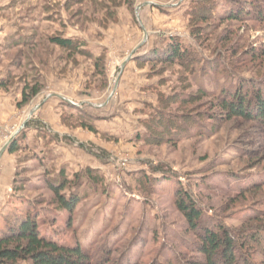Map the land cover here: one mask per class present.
<instances>
[{
  "label": "rangeland",
  "instance_id": "rangeland-1",
  "mask_svg": "<svg viewBox=\"0 0 264 264\" xmlns=\"http://www.w3.org/2000/svg\"><path fill=\"white\" fill-rule=\"evenodd\" d=\"M129 1L0 0V83L7 84L0 88V233L30 211L40 232L57 242L92 246L98 254L127 248L133 263L176 264L173 251L182 262L195 255V239L174 206L177 182L216 223L236 228L264 212V127L239 118L217 119L212 127L203 119L220 114L206 103L211 97L164 106L173 96H196L199 84L182 88L179 67L140 58L173 37L198 49L186 17L194 0ZM193 26L199 34L212 27L200 34L205 50L197 51L217 61L229 57L235 70L228 75L264 79V58L248 54L264 53V23ZM18 32L32 37L30 45L6 47ZM55 33L78 39L94 58L104 59L100 70L94 58L49 45L46 37ZM37 80L41 92L20 106L24 83ZM207 81L231 85L225 73L209 74ZM157 113L168 121L201 120L187 137L160 133L145 143L144 123ZM84 119L96 133L79 127ZM13 143L19 149L10 153ZM85 168L101 175L103 185L78 188L82 201L68 230L69 215L51 205L47 178L61 170L72 177ZM143 174L157 183L147 192L136 184ZM250 187L256 189L239 193Z\"/></svg>",
  "mask_w": 264,
  "mask_h": 264
},
{
  "label": "trees",
  "instance_id": "trees-1",
  "mask_svg": "<svg viewBox=\"0 0 264 264\" xmlns=\"http://www.w3.org/2000/svg\"><path fill=\"white\" fill-rule=\"evenodd\" d=\"M127 6H132L130 1ZM186 17H188L191 39L196 43L198 51H204L205 48L199 43V36L208 34L212 27L202 28L199 34L193 25L240 21L264 23V0H194L186 12ZM15 36L17 37L6 40V47L30 45L32 37L24 38L19 32ZM46 41L49 45L70 54L94 58L89 51H86L84 43L78 39L67 38L60 33H55L48 35ZM197 50L185 47L179 38L173 37L164 46L151 50L149 57L144 55L143 58H140L179 67L184 73L185 87L182 88L194 86L195 81L199 84L196 88V96L188 94L179 99L173 96L171 99L162 101L163 105L167 107L173 102L187 105L195 103V99L206 100L211 97V100L205 102L218 110L220 114L215 116V114L208 113L203 119L212 122V127L215 126L217 119L223 121L232 118L254 121L264 127L263 77L253 76L254 78H252L250 75L241 79L237 78L235 73L232 74V71L231 75H228L230 73L228 71L234 69V64L229 57L224 56L218 61L212 60L208 56L204 57ZM260 53L256 49H251L248 52L251 57L256 59L264 58V53ZM103 61L104 59L101 57L94 58L97 70H100ZM222 73H225L227 82L231 83L230 86L223 84L214 86L209 83L210 81L204 85V80L209 74ZM177 83L179 84V81ZM6 87L7 84L0 83V88ZM41 89L42 86L38 80L34 81L32 85L30 82H25L20 106L36 97ZM86 120L81 121L79 127L96 133L94 126ZM200 120L197 118V121ZM197 121L190 116L172 118L171 121H168L162 114L157 113L144 123L148 135L144 141L152 144L151 139L160 133L170 136L173 140L175 137L178 140L187 137L189 130L196 127ZM33 126L34 130L39 129V125ZM18 149L17 143H13L8 152L15 153ZM152 171L165 173L161 167H153ZM168 179L164 177V180ZM103 181L101 175L89 168L73 174L72 177L61 170L57 175L47 178V188L52 194L51 205L60 212H66L69 215L68 230H71L72 215L82 201L78 188L84 184L96 188L102 186ZM136 184L141 192H147L151 189L148 186H156L157 183L154 179L152 181L143 174L138 176ZM253 189L256 188H241L239 193L243 191L246 194ZM200 205L194 196L183 188L180 182H177L174 206L185 221V232L195 239L190 246L195 255L192 260L188 261L183 256L184 261L182 262L179 259L180 256L173 251L176 264H264V212H255L240 227L232 228L221 220L216 223L213 218H205ZM11 224L12 227L8 232L0 233V264H139L133 263L129 259L127 248L122 250L106 249L103 253L98 254L92 246L86 247L80 243L69 246L48 238L39 230L37 215L30 211H27L25 216H16L11 220ZM150 264L161 263L154 260Z\"/></svg>",
  "mask_w": 264,
  "mask_h": 264
},
{
  "label": "water",
  "instance_id": "water-1",
  "mask_svg": "<svg viewBox=\"0 0 264 264\" xmlns=\"http://www.w3.org/2000/svg\"><path fill=\"white\" fill-rule=\"evenodd\" d=\"M2 152H3V150H2Z\"/></svg>",
  "mask_w": 264,
  "mask_h": 264
}]
</instances>
